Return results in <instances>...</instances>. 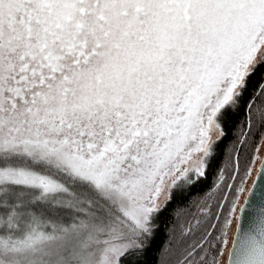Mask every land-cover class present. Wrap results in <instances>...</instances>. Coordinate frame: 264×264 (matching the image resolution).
I'll return each instance as SVG.
<instances>
[{"label": "snow or ice", "instance_id": "snow-or-ice-1", "mask_svg": "<svg viewBox=\"0 0 264 264\" xmlns=\"http://www.w3.org/2000/svg\"><path fill=\"white\" fill-rule=\"evenodd\" d=\"M0 264H264V0H0Z\"/></svg>", "mask_w": 264, "mask_h": 264}, {"label": "trees", "instance_id": "trees-1", "mask_svg": "<svg viewBox=\"0 0 264 264\" xmlns=\"http://www.w3.org/2000/svg\"><path fill=\"white\" fill-rule=\"evenodd\" d=\"M242 123V121H241ZM239 125L235 126L234 130L231 132L229 138L225 141V150L223 156L218 161V166L226 168V165L230 164L227 168L226 176H230L232 173V164L234 162V153L232 149L237 147L236 141L239 139ZM252 154V142L249 141L247 146L240 152V170L241 174L247 165V160ZM216 168L210 172L208 178L198 186L196 190L193 191L192 195L186 200L181 201L178 204H174L171 209L162 218L161 232L158 241V245L161 242L166 243L168 237L171 235L172 231L178 230L177 221V210L180 212L179 222L183 223L185 221L192 220L194 216H197L199 209L205 204V202L216 192L214 200L210 205L214 206L220 197L224 194V189L221 187L218 190H212L214 182H217ZM159 253L153 249L149 255L150 261L158 257Z\"/></svg>", "mask_w": 264, "mask_h": 264}, {"label": "rangeland", "instance_id": "rangeland-1", "mask_svg": "<svg viewBox=\"0 0 264 264\" xmlns=\"http://www.w3.org/2000/svg\"><path fill=\"white\" fill-rule=\"evenodd\" d=\"M234 156H235V154H234ZM228 166H230V164H228ZM227 165H226V168H224L225 170H226V172H227V168H229ZM225 172V173H226ZM243 173V172H242ZM253 179H255V177H253ZM252 182H253V180L252 179H250L249 180V182H248V185H249V187H251V184H252ZM215 194H216V192L205 202V203H207V204H211V202L214 200V198H215Z\"/></svg>", "mask_w": 264, "mask_h": 264}, {"label": "water", "instance_id": "water-1", "mask_svg": "<svg viewBox=\"0 0 264 264\" xmlns=\"http://www.w3.org/2000/svg\"><path fill=\"white\" fill-rule=\"evenodd\" d=\"M257 183L259 184V181L257 180Z\"/></svg>", "mask_w": 264, "mask_h": 264}]
</instances>
